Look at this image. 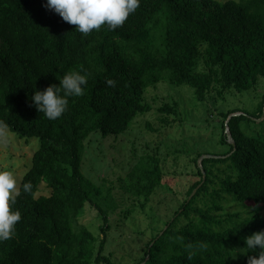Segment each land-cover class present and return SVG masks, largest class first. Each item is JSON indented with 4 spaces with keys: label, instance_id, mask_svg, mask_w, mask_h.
I'll use <instances>...</instances> for the list:
<instances>
[{
    "label": "trees",
    "instance_id": "obj_1",
    "mask_svg": "<svg viewBox=\"0 0 264 264\" xmlns=\"http://www.w3.org/2000/svg\"><path fill=\"white\" fill-rule=\"evenodd\" d=\"M44 3L0 0V129L26 143L39 141L11 205L21 219L14 235L0 240V264H115L103 255L105 212L100 241L71 222L99 193L81 171L83 142L98 131L124 134L137 115L150 110L143 95L161 80L188 86L199 102L214 88L220 98L231 89L255 90L264 79V0H140L115 30L102 25L88 34ZM201 60L206 71L197 70ZM73 70L87 76L84 93L68 97L65 112L49 120L31 96ZM257 110L258 115L239 109L220 113L233 143L223 133L225 153L195 155L196 178L183 195L170 188L178 204L133 264H247L255 255L243 248L244 237L264 230V94ZM261 117L257 135L242 130V122ZM203 155H209L201 161L204 176L197 164ZM164 178L160 160L143 155L122 187L148 199ZM25 182L31 183L29 192ZM42 184L47 196L38 194ZM189 242L207 247L189 256L183 247Z\"/></svg>",
    "mask_w": 264,
    "mask_h": 264
},
{
    "label": "rangeland",
    "instance_id": "obj_2",
    "mask_svg": "<svg viewBox=\"0 0 264 264\" xmlns=\"http://www.w3.org/2000/svg\"><path fill=\"white\" fill-rule=\"evenodd\" d=\"M197 70H207L202 60ZM261 80L255 90L238 93L231 89L222 98L216 96L214 88L205 102L197 101L186 85L174 86L161 80L149 86L143 103L150 110L137 115L124 134L103 136L98 131L83 142L81 171L99 193L93 194L91 202L86 203L83 215L72 218L73 228H87L100 241V228L104 225L102 211L105 212L109 229L103 255L115 264L137 261L178 204L170 188L175 187L183 195L196 178L195 155L198 152L222 154L228 150L221 140L227 128L223 131L220 113L239 109L259 114L257 106L264 94V79ZM165 105L174 110H163ZM261 120L262 117L255 123L242 122L241 128L247 135H257ZM38 147V139L26 143L9 129H0V171H11L18 189ZM143 155L158 158L165 176L163 184L148 199L137 198L122 187L127 172ZM48 193L42 184L38 194L47 196ZM261 211L264 214V207Z\"/></svg>",
    "mask_w": 264,
    "mask_h": 264
},
{
    "label": "clouds",
    "instance_id": "obj_3",
    "mask_svg": "<svg viewBox=\"0 0 264 264\" xmlns=\"http://www.w3.org/2000/svg\"><path fill=\"white\" fill-rule=\"evenodd\" d=\"M139 3L140 0H45L42 6L58 14L64 22L74 25L77 32L88 34L102 25H106L109 30H115L138 8ZM86 83V75L75 70L69 71L62 76L58 85L35 90L31 96L32 105L49 120H55L65 112L68 97L83 95ZM107 83L115 85L112 80ZM31 187L30 182L23 184L25 192H29ZM18 195L19 189L13 173L0 171V240L13 236L15 225L21 219L19 210H11ZM176 240L183 242V238L179 236ZM183 247L191 256L207 245L203 242H189L183 244ZM243 250L244 253H255L248 257L247 264H264V230L244 237Z\"/></svg>",
    "mask_w": 264,
    "mask_h": 264
},
{
    "label": "water",
    "instance_id": "obj_4",
    "mask_svg": "<svg viewBox=\"0 0 264 264\" xmlns=\"http://www.w3.org/2000/svg\"><path fill=\"white\" fill-rule=\"evenodd\" d=\"M234 115H235V114H232L231 116H234ZM227 137H228V141H229L230 143H233V140H232V137H231V134H230L228 128H227ZM207 157H209V155H203V156H201V157L198 159V163H197L198 166L200 167L201 171L203 172V176H204L205 174H204V171H203V169H202L201 161H202L204 158H207ZM196 190H197V188L193 190L191 196H193V195L195 194Z\"/></svg>",
    "mask_w": 264,
    "mask_h": 264
}]
</instances>
